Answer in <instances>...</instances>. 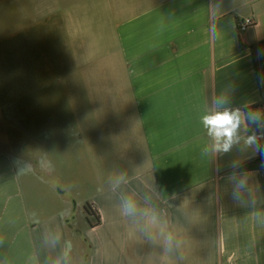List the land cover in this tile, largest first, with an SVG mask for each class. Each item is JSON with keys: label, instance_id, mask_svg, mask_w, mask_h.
I'll return each instance as SVG.
<instances>
[{"label": "crops", "instance_id": "obj_1", "mask_svg": "<svg viewBox=\"0 0 264 264\" xmlns=\"http://www.w3.org/2000/svg\"><path fill=\"white\" fill-rule=\"evenodd\" d=\"M31 1L0 34V264H264V0ZM38 105L60 142L25 131Z\"/></svg>", "mask_w": 264, "mask_h": 264}, {"label": "rangeland", "instance_id": "obj_2", "mask_svg": "<svg viewBox=\"0 0 264 264\" xmlns=\"http://www.w3.org/2000/svg\"><path fill=\"white\" fill-rule=\"evenodd\" d=\"M17 2L15 3V0L13 1L12 0H0V31H1L0 34H2L3 36L2 35L1 36L4 38L3 48L10 45L9 43L12 38L10 36H15L16 34H18V31L22 29V26H20V24L14 19V13L16 14V11H15V7H12V6H17V5L25 6L26 4L32 1L30 0L27 2L26 0H19V2L18 3ZM103 2L105 3L106 0H100V3H103ZM102 13L103 12H100V18L102 16ZM17 15L19 16L23 15L22 16L23 22H31V17L26 12H19ZM38 106L39 108H36V106H34L32 110L34 111L35 115H37L36 117H38L39 120H34V117L28 118L27 114L25 116V113L22 114L21 122H22V125L24 126L25 131L31 132L35 136L36 140L40 141L41 144H43L44 142V140L41 139V136L44 133L48 134L47 136L49 137L48 138L49 142L50 141H54L56 143L60 142V137L59 135H57L59 134L58 129L60 127V124L56 123L54 120L42 121L40 117L38 116L41 110V105H38ZM9 119L11 120V118ZM15 119L17 120V118ZM3 136H4L5 142L2 141ZM12 137H14L13 130L10 128H7L5 124L0 123V150L10 152V153H14V152L16 153V151L19 150L17 147L12 146L13 144L9 143L10 141L9 139ZM47 145L48 144H46V146ZM60 150H65V148H62V149L60 148ZM18 165H19L18 169L20 173L21 172L25 173V176L26 174L30 175L31 171L27 172L28 165L26 166L27 170L25 172L22 170V166L20 164ZM25 176L23 175L21 178L22 179L21 186L22 188H24V192L27 193L28 191H31L38 198L34 202L35 204L44 203V196H45L44 193L50 189L49 186L47 187L46 184L28 183V177H25ZM73 190L76 192V197L78 198L79 194L77 195V193L79 192V190H76V189H73ZM74 201H76L77 203V199H74ZM79 207L80 206H77V209L75 210L77 214H79Z\"/></svg>", "mask_w": 264, "mask_h": 264}, {"label": "clouds", "instance_id": "obj_3", "mask_svg": "<svg viewBox=\"0 0 264 264\" xmlns=\"http://www.w3.org/2000/svg\"><path fill=\"white\" fill-rule=\"evenodd\" d=\"M204 124L209 130V134L217 140V147L227 150L233 141L236 129L240 124L238 113L217 112L204 118ZM254 138L250 137L248 143H252ZM222 141V143H221ZM126 211L131 213L134 210L132 202H126Z\"/></svg>", "mask_w": 264, "mask_h": 264}, {"label": "built area", "instance_id": "obj_4", "mask_svg": "<svg viewBox=\"0 0 264 264\" xmlns=\"http://www.w3.org/2000/svg\"><path fill=\"white\" fill-rule=\"evenodd\" d=\"M253 25L252 19H241L236 21V29L238 34L244 32ZM260 166L264 167V158H260Z\"/></svg>", "mask_w": 264, "mask_h": 264}, {"label": "trees", "instance_id": "obj_5", "mask_svg": "<svg viewBox=\"0 0 264 264\" xmlns=\"http://www.w3.org/2000/svg\"><path fill=\"white\" fill-rule=\"evenodd\" d=\"M84 208V212L88 215V216H93L95 218V224L99 222V217L97 216V214L91 209L89 204H84L83 206Z\"/></svg>", "mask_w": 264, "mask_h": 264}]
</instances>
